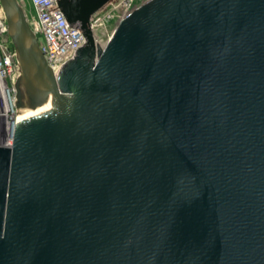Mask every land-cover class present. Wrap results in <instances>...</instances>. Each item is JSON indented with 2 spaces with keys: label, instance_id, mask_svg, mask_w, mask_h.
Wrapping results in <instances>:
<instances>
[{
  "label": "water",
  "instance_id": "95a60500",
  "mask_svg": "<svg viewBox=\"0 0 264 264\" xmlns=\"http://www.w3.org/2000/svg\"><path fill=\"white\" fill-rule=\"evenodd\" d=\"M85 39L55 76L17 0L0 132V264H264V0H56Z\"/></svg>",
  "mask_w": 264,
  "mask_h": 264
},
{
  "label": "built area",
  "instance_id": "2783aa9c",
  "mask_svg": "<svg viewBox=\"0 0 264 264\" xmlns=\"http://www.w3.org/2000/svg\"><path fill=\"white\" fill-rule=\"evenodd\" d=\"M17 1L46 64L56 76L72 58V52L80 47L85 39L83 33L68 25L56 0ZM146 1L148 0H109L90 18V29H93L95 42L106 43L118 21ZM0 9L3 10L1 4ZM20 74L6 17L4 12H0V132L5 133L7 144L11 143L16 121L15 83Z\"/></svg>",
  "mask_w": 264,
  "mask_h": 264
},
{
  "label": "bare ground",
  "instance_id": "6f19581e",
  "mask_svg": "<svg viewBox=\"0 0 264 264\" xmlns=\"http://www.w3.org/2000/svg\"><path fill=\"white\" fill-rule=\"evenodd\" d=\"M0 12L2 13L3 10L0 9ZM98 43L101 44L102 46L104 45V42L99 41Z\"/></svg>",
  "mask_w": 264,
  "mask_h": 264
}]
</instances>
